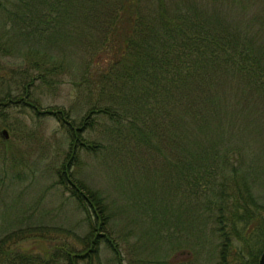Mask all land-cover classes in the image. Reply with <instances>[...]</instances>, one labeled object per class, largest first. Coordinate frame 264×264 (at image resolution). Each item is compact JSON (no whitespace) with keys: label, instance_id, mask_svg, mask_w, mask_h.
<instances>
[{"label":"trees","instance_id":"16d2710c","mask_svg":"<svg viewBox=\"0 0 264 264\" xmlns=\"http://www.w3.org/2000/svg\"><path fill=\"white\" fill-rule=\"evenodd\" d=\"M247 4L254 7L250 13ZM0 6L7 10L1 19L7 29L15 26L59 52L50 50V60L28 61L42 82L54 88L57 82L46 77L63 69L77 75L72 84L80 105L41 108L30 81H21L19 97L34 112L32 119L51 116L62 130L65 147L57 150L63 157L56 182L86 213L89 225L80 248L63 240L49 251L33 252L12 244L31 230L0 220V264H60L62 258L77 264L91 258L90 250L100 242L118 253L107 227L112 204L77 177L85 158L107 166L113 155L119 168H132L129 184L144 183L136 210L146 208V219L159 234L154 239L166 237L163 244L170 247L181 241L183 248L210 244L212 234L218 241L215 264H258L264 247L259 200L264 157L255 153L254 138L264 143V0H16L13 7ZM7 36L15 42L14 33ZM75 46L87 51L77 66L67 59V49ZM255 121L261 122L257 135L241 136L243 126L251 131ZM5 146L0 145L5 160L0 190L9 186L4 184L9 170L19 169L18 152ZM189 213L192 226L184 229ZM172 216L184 229L182 240L160 227ZM196 258L194 253L188 260Z\"/></svg>","mask_w":264,"mask_h":264},{"label":"rangeland","instance_id":"374dc122","mask_svg":"<svg viewBox=\"0 0 264 264\" xmlns=\"http://www.w3.org/2000/svg\"><path fill=\"white\" fill-rule=\"evenodd\" d=\"M13 1L16 2V0H1L0 5L13 7ZM247 5L245 11L250 13L254 7ZM4 11L7 10L0 6V35H3L0 38V98L6 93L9 95L2 99L4 103H0L2 109H0V121L11 123L13 127L0 124V138L7 140L0 145H6L7 151L18 152L19 157L15 161L19 169L9 170L4 180V184L9 186H4L8 188L0 190V220L10 224L11 228L32 231L24 237H16L18 241L12 244L18 243L20 248L31 249L33 252L49 251L59 246L58 244L64 240L77 249L84 244L89 225L86 213L78 209L69 191L56 182L55 168L63 157L61 151L57 153L59 147L63 146L62 130L58 128L57 121L51 116L40 120L32 119L34 112L27 106L23 107L24 102H21L23 96L19 97L24 93L23 87L21 90V81L24 83L30 81L31 85L36 84L34 88L30 85L29 87L41 108L61 104L67 107L71 103L80 105L82 102L79 91L72 84V80L76 79L77 75L74 71L69 73L68 70L63 69L61 74L58 72L52 77H46L48 81L57 82L54 88L42 82L43 75L41 76L39 70L30 66L28 61L36 59L42 62L44 61L42 59L50 58L48 54L51 49L49 48L54 46L50 47L51 43L46 44L44 39L26 38L23 33L15 31V26L7 29L1 23ZM13 33L16 43H10L8 36L4 37L6 34ZM51 52V55L59 54L55 51L53 53V50ZM86 55L87 51L81 46L67 49V59L74 66H77ZM53 63L56 64L52 59L50 64ZM23 66L24 68L21 69L20 67ZM76 109L78 114L84 110L83 105L82 108L77 106ZM259 119L263 118L259 117ZM252 126L251 131L243 126L240 135L253 139V134L257 135L261 122L255 121ZM2 130L6 131V135ZM237 140L238 138L234 141L237 142ZM251 144L253 145V141ZM10 146L11 149H9ZM254 147L257 151L252 149L257 156L264 157V143L254 138ZM87 159L85 158L82 162L77 177L89 188L101 191L103 198H107L108 203L112 204L114 214L107 222V227L118 242V253L115 254L107 244L100 242L96 247L89 248L91 258L78 259L77 264H144V259L147 258L152 260L153 263L150 264H215L218 241L212 234L210 237L213 242L210 244L208 240L205 243L200 240L201 242L196 245L185 243L187 247L183 248H181V241L170 247V244H163L166 237L162 241L154 239L159 234L146 219V208L142 212L137 211L140 208L138 201L142 202L144 198L140 191L142 187L144 188V183L140 186L138 182L129 184L132 168L127 170L119 168L116 155L112 156L111 162H106L107 166L98 164L94 158ZM3 162L5 160L0 158V164ZM4 165L5 169L9 168V165ZM143 177V171L139 172L138 178ZM119 178L122 179V184ZM258 188L262 189L260 183ZM259 200L264 204V198ZM116 212L119 217L115 216ZM188 217L189 220L184 223V229L192 226V213H189ZM160 227L171 230L175 234L174 239L178 235L182 240L183 237L180 235L184 229L180 228L181 225L174 216L169 222H162ZM144 232H149L145 240ZM189 238L193 240L194 235L189 234ZM14 239L12 237L10 240ZM144 242L147 245H144ZM194 253L197 258L188 260ZM60 264H69V262L62 258Z\"/></svg>","mask_w":264,"mask_h":264},{"label":"water","instance_id":"95a60500","mask_svg":"<svg viewBox=\"0 0 264 264\" xmlns=\"http://www.w3.org/2000/svg\"><path fill=\"white\" fill-rule=\"evenodd\" d=\"M4 132V134L6 135V131L5 130H2ZM258 264H264V247L259 255V258H258Z\"/></svg>","mask_w":264,"mask_h":264}]
</instances>
